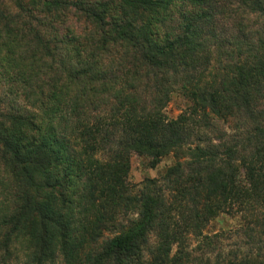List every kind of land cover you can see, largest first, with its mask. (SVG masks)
Returning <instances> with one entry per match:
<instances>
[{
  "label": "trees",
  "instance_id": "16d2710c",
  "mask_svg": "<svg viewBox=\"0 0 264 264\" xmlns=\"http://www.w3.org/2000/svg\"><path fill=\"white\" fill-rule=\"evenodd\" d=\"M140 69L164 102L148 101ZM8 85L0 264H179L183 232L160 210L163 191L134 195L132 156L155 168L220 121H243L226 162L220 146H198L185 171L166 174L173 204L193 207L186 231L264 205V0H0V91ZM170 85L187 103L172 120ZM249 217L264 235V213Z\"/></svg>",
  "mask_w": 264,
  "mask_h": 264
},
{
  "label": "rangeland",
  "instance_id": "374dc122",
  "mask_svg": "<svg viewBox=\"0 0 264 264\" xmlns=\"http://www.w3.org/2000/svg\"><path fill=\"white\" fill-rule=\"evenodd\" d=\"M127 68L130 69L131 67L127 66ZM140 71L142 76L140 79L141 89L144 87L151 88V79L144 78L146 71L141 69ZM149 88L147 90L148 101H152L154 100L153 96L157 95V93L154 92V89L151 88L149 90ZM168 89L173 92L169 94L168 103L163 106V111L167 118L172 120L181 114L187 103L177 94V87L170 85ZM15 91L16 88L9 87V85L6 88V94L0 91L1 109L6 106L3 103L5 100L14 99ZM158 98L163 102L165 101L162 96ZM22 107H28V105L22 104ZM242 123L241 119L217 122L214 130H204L206 143H198V141L193 140L184 146L182 150L171 152L162 158V161L155 168L151 167L147 158L136 154L132 156L130 181L134 195L140 197L145 192L163 191L160 196L164 199V206L160 210H167L166 214L174 219L176 229L183 232L184 244L181 247L177 243L172 245L171 256L175 252L181 251L178 256L180 258L178 259L179 264H256L258 261L262 262L264 260V235L259 233L261 228L258 223L257 225L253 224L252 218L249 217L253 214L261 218L264 213V205L262 203L252 207L246 205L244 210H241L239 206H232L233 208L229 209L230 213H222L218 217L211 219L205 226L201 225L195 232L186 231L184 215H187L189 210H193V207L190 201H187L188 199L181 204H173L172 198L176 191H167L169 186L166 177L167 171L174 168L177 164H181L185 171L191 165L192 156L198 146L209 152L215 151L216 147L220 146L217 162H226L222 150H225L230 142L227 137L234 135L237 128L242 129ZM221 144L224 146L222 147ZM213 159L216 161V157ZM214 169L215 165L213 164L203 165L200 168L204 176L212 174ZM180 199L182 200L183 197ZM199 209L201 210V207ZM172 228L174 229V226ZM252 229L254 231H251ZM110 236L111 234L108 232L104 235L105 238ZM159 243L158 231L153 230L149 235L148 250H154ZM146 256L148 257L147 252ZM57 264H61L60 258Z\"/></svg>",
  "mask_w": 264,
  "mask_h": 264
}]
</instances>
